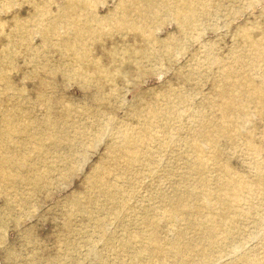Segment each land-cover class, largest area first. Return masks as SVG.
Here are the masks:
<instances>
[{
    "label": "rangeland",
    "instance_id": "obj_1",
    "mask_svg": "<svg viewBox=\"0 0 264 264\" xmlns=\"http://www.w3.org/2000/svg\"><path fill=\"white\" fill-rule=\"evenodd\" d=\"M39 3L44 8L48 5L54 11L63 1L0 0V30L3 31L0 34V54L7 45L6 35L14 23L12 17L27 19L33 14V4ZM207 3L210 8L199 19L195 31L181 34L172 19L162 20L160 18L165 16L156 14L153 17L159 19L150 23L149 14L143 13L142 23H147L141 29L145 35L143 38L150 37L149 41L153 44L148 45L132 29L125 31L123 38V32L118 30L120 33L115 31L111 36H103L96 41L88 40L84 68L94 77L90 86L61 75L60 69L65 71L68 67L64 65L61 68L58 62L74 61L69 56L67 59L60 58L53 49L49 50L50 54L46 55V50L39 57L19 55L21 58L16 63L5 67V81L12 88L7 89V94L20 92L26 101L18 102L20 99H15L13 102L18 104L12 105L6 99H0V122L3 119L2 111L12 108L22 115L17 120L22 119L37 128L44 127L47 120L52 123L39 137L42 149L34 155L31 164L25 167L17 164L16 167H23L21 170L12 168L13 174L18 175L19 184L16 188L23 192L27 188L25 183L30 179L29 172L40 163L47 164L46 161L55 156L70 155L72 166L63 170L62 176L58 175L62 171V167H59L50 189L34 192L32 202L23 208L3 206L5 200L0 196V264H148L149 261H135L136 250L143 247L142 238L135 239L127 246L130 248H124L118 241L120 229L109 233L116 235L117 239L107 246L101 232L80 231L78 227L71 226L68 229L64 226V211L75 197L84 193L86 179L104 161L106 147L110 143L108 137L95 142L98 128L95 125L109 116L114 121L135 126L138 120L131 112H156L155 109L160 112L156 117L161 118L151 127L155 140L151 141L148 148L153 153L154 172L138 183L134 198L130 201L134 211L139 213V208L144 205L148 209V217L159 222L164 209L179 212L184 202L185 188L192 186L203 189L200 175L192 167L193 162H189L195 153L186 145V140L198 126L199 117L193 116L205 115L206 122L215 126L218 118H221V115L215 114L217 108H222L226 116L229 113L232 116L233 113V117H242V124L232 123L243 127V131L235 140H227L225 134L217 133L216 130L206 135L202 157L208 161L202 175L208 181L203 186L214 189L216 185L213 182L222 174V167L229 171L227 175L245 177L253 183L257 181L254 171H260L263 179L261 184L254 186L256 191L252 195L239 200L235 216L222 226L216 237L220 241L219 250L223 243L227 245L222 246L224 252L220 251L221 260L216 264H242L240 260L237 261V255L227 252L232 245L224 238L226 230L233 232L235 240L243 241L248 258L264 264V97L257 99L242 94L240 101L234 98V104L229 108H225L222 99L224 91H228V87L234 91L238 83L245 90L253 86L264 89V58L255 60L251 67L248 58L255 52L252 48L242 47L243 40L240 37L251 26L264 30V0H207ZM115 5L116 0H96L89 9L95 8L100 16H110ZM167 42L173 45L170 49L164 48ZM30 43L34 48L42 45L36 33L25 38L24 48ZM231 54L238 56L233 63L235 72L232 78L225 81L216 71L215 64L222 63ZM89 71L96 72V75ZM24 74L26 76L23 78ZM102 74L106 79L113 80L109 84L114 88L107 86L98 89L96 82ZM0 88H5L3 82H0ZM114 89L119 96L110 98L108 93ZM173 93L181 95L182 101L172 96V113L167 115V110H161L156 100ZM242 107L250 111L251 115L247 116L248 113ZM45 111L46 118L42 115ZM162 117L171 118L162 121ZM140 124L142 126L141 118ZM50 132L56 137L72 140L73 147L70 149L63 142L55 147L48 138ZM250 136L253 144L251 148L248 147ZM39 154L44 155L38 157ZM159 195L164 197L159 199L156 197ZM193 205L194 211H207L200 202L196 201ZM251 206L254 209L249 211ZM185 217V214L178 215L176 219L162 216L159 225L156 224L158 237L165 244L170 242L174 236L172 225L184 227ZM84 221L80 219L78 223ZM116 229L111 227L112 231ZM131 232L145 236L138 229H132ZM185 233L187 238H191L199 231L189 229ZM86 238L92 241H85ZM193 242L191 248L211 251L212 247L203 243L201 238ZM188 257L192 258L189 253ZM211 257L214 258L215 254L212 253ZM159 264L194 263L174 262L173 258L166 257Z\"/></svg>",
    "mask_w": 264,
    "mask_h": 264
},
{
    "label": "bare ground",
    "instance_id": "obj_2",
    "mask_svg": "<svg viewBox=\"0 0 264 264\" xmlns=\"http://www.w3.org/2000/svg\"><path fill=\"white\" fill-rule=\"evenodd\" d=\"M63 4L57 7L56 10L51 11L48 5L44 8L39 4H33V14L27 19L20 20L17 16L12 17L14 23L10 25L9 32L6 35L7 45L2 49L0 54V82L5 85L4 89L0 88V99H6L8 103L18 104L13 101L20 99L18 102H25L24 97L20 92H13L7 94V89L10 88L9 84L5 81L4 72L5 67H11L23 55L30 57L34 55L39 57L40 54H50L49 50L53 49L54 53H58L60 58H72L74 63L59 61L61 68L66 65L68 69L61 70L59 73L65 75L69 80H79L90 86L94 77L86 72L84 66L85 57L87 55L88 40L96 41L103 36H111L115 31L120 33L121 37H125V31L134 30L142 39L145 35L141 30L147 23H142L144 15L149 14L151 22H156L159 18L153 17L156 14L161 16L160 19H172L181 34L188 31H195L199 19H202L210 5L207 0H116L115 8L112 14L107 16H100L98 11L90 10L89 8L95 5L96 0H62ZM155 13V14H154ZM18 19V20H17ZM139 24V25H138ZM1 28V26H0ZM3 30V29H2ZM119 30V31H118ZM36 33L41 39L42 45L34 48L31 43L24 48V40L31 34ZM0 34L3 31L0 30ZM256 35H260L257 37ZM243 42L242 47L252 48L255 54L249 57L251 60V67L254 61L264 58V30L257 26H251L243 31L240 36ZM150 37L143 38V41L148 45L153 44L149 41ZM173 46L166 43L165 49H170ZM204 47V46H203ZM205 49V47H204ZM149 50V49H148ZM206 50V49H205ZM204 54L205 51H202ZM30 54V55H28ZM21 55V56H19ZM242 57V56H241ZM232 54L222 63H216V71L219 76L225 81L232 78L234 64L237 60ZM229 59V61H228ZM240 60V59H239ZM26 61V59H25ZM138 64V63H135ZM250 67V68H251ZM8 69V68H7ZM37 70L35 67L33 68ZM92 75L96 72L89 71ZM26 74L23 75V78ZM111 78L106 79L104 74L100 75L99 80L96 82L98 89H104L109 86L114 88ZM44 81L41 82L43 84ZM91 83V84H90ZM232 87V86H231ZM12 89V88H10ZM228 87V91H224L225 108H229L234 104V98L240 101L242 94L254 96L257 99L264 97V89L261 86H253L247 90L240 86L238 83L234 91ZM101 91V90H100ZM117 90L114 89L109 94L110 98L119 96ZM42 96V95H39ZM172 96L180 102L182 97L179 94L173 93L167 96H162L156 100L161 110H167V115H171ZM23 100V101H21ZM40 99L38 100L40 102ZM250 116V111L242 107ZM156 112L134 111L131 115L138 120L137 125H130L125 122H117L107 116L103 121L97 123V130L94 136L95 142L108 137L109 144L107 145L106 155L104 161L88 176L85 181V191L82 195L74 198L73 203L64 211L66 222L64 226L71 229V226L78 227L80 231H97L102 233L104 244L109 246L110 242L117 239L114 234L117 230L121 231L118 235V241H121V246L124 248L129 244L135 242L137 238L143 239V247L140 246L136 250L135 261L144 263L149 261L148 264H159L166 257L173 258L174 262H190L194 264H216L221 260L220 251L222 246L227 245L223 243L219 250L220 241L216 238L222 226L227 225L235 216V211L238 210L237 203L243 197L252 195L256 191L254 186L261 184L263 176L260 171L255 172L257 181L253 183L245 177L227 175L229 171L222 167L220 171L222 174L217 177L213 182L216 187L214 189H207L203 185L207 183L208 179L204 178L202 172L205 169L208 159L202 157L203 140L207 138L211 130H216L225 134L227 140H235L240 137L243 127L232 122H243L242 117H233L224 115L222 108H217L215 114H219L215 126L206 122L205 115L193 116L199 117L198 126L191 131L190 137L186 140V145L191 148L195 153V157L189 162H193V168L200 175V184L203 189H196V187L188 186L184 190V202L181 204L179 212L177 210L164 209L162 216L165 218L176 219L178 215H186L184 227L178 228L176 224L172 225L174 236L170 242L165 244L157 235L158 219L148 217V209L144 205L137 210H133L130 201L134 198V191L138 183L152 176L155 168V161L153 160V153L148 148L151 146V141L155 140L152 131V125L161 117H156L160 114ZM3 119L0 122V196L4 198L3 206L7 205L10 208H23L32 202L34 192L48 191L54 184V175L62 167L59 176L63 175V170L72 166L70 155L66 157H58L46 161L47 164L40 163L36 169L29 172L30 179L25 183L26 189L18 190L16 188L17 174H13L12 168L17 164L21 166H29L33 161L36 153L41 152L42 143L39 137L44 135L47 130L46 127L51 126L50 121H46L44 127L37 128L31 123L22 119L21 114L16 113L12 108L2 111ZM43 117H47V112L42 113ZM67 117L69 114H65ZM213 115V114H211ZM142 119V126L140 124ZM171 117H162L167 120ZM242 119V120H241ZM241 120V121H239ZM242 124V123H241ZM48 138L52 140L57 147L61 142L73 147L72 140L63 139L54 136L51 132ZM248 139V147L251 148L252 137ZM44 154H39L42 157ZM21 170L23 167H16ZM30 168V167H28ZM218 187V188H217ZM18 191L21 193L18 194ZM157 198L164 196L159 195ZM200 202L201 207L207 211H194V202ZM264 203V198H263ZM250 206V205H249ZM254 209L253 206L249 211ZM84 219L80 224L78 221ZM2 219H0V222ZM117 229L112 231L111 227ZM175 226V227H174ZM132 229L141 230V234L145 236H137L131 232ZM199 233L194 237L187 238V230ZM170 231V230H169ZM140 234V235H141ZM226 242H228L230 250L227 251L233 255H237V261L240 260L242 264L253 262L259 264L257 260L248 258L247 251L244 250L243 241L235 240L232 237L233 232L226 230L224 232ZM202 239L203 243L208 244L211 251H204L202 249H193L194 241ZM85 241H92L86 238ZM66 243V242H64ZM240 246V247H233ZM188 253L192 256V261L188 257ZM214 253L215 257L212 258L211 254ZM147 255V256H145ZM244 255H246L244 257Z\"/></svg>",
    "mask_w": 264,
    "mask_h": 264
}]
</instances>
